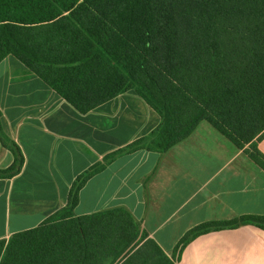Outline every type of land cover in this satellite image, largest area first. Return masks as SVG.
<instances>
[{"label":"trees","instance_id":"obj_1","mask_svg":"<svg viewBox=\"0 0 264 264\" xmlns=\"http://www.w3.org/2000/svg\"><path fill=\"white\" fill-rule=\"evenodd\" d=\"M9 54L81 113L129 90L158 113L149 135L105 162L142 147L164 152L207 121L264 170V0H0V62ZM1 115L14 160L0 178H11L24 155ZM90 175L37 226L0 239V264H176L123 207L75 215ZM240 224L264 229V216L202 223L175 253Z\"/></svg>","mask_w":264,"mask_h":264},{"label":"crops","instance_id":"obj_2","mask_svg":"<svg viewBox=\"0 0 264 264\" xmlns=\"http://www.w3.org/2000/svg\"><path fill=\"white\" fill-rule=\"evenodd\" d=\"M0 110L24 155L17 175L0 178V239L63 207L89 171L75 215L123 207L176 264H264V229L253 224L208 231L175 253L202 223L264 216V170L207 121L164 152L142 147L105 162L149 135L158 113L134 90L81 113L12 54L0 62ZM257 145L264 154V137ZM13 160L0 141V169Z\"/></svg>","mask_w":264,"mask_h":264}]
</instances>
